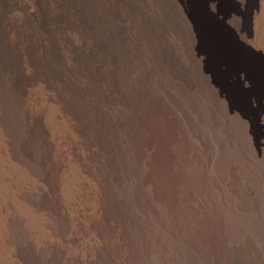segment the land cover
<instances>
[{
    "label": "bare ground",
    "instance_id": "1",
    "mask_svg": "<svg viewBox=\"0 0 264 264\" xmlns=\"http://www.w3.org/2000/svg\"><path fill=\"white\" fill-rule=\"evenodd\" d=\"M192 1L0 0V264H158L156 245L210 264L254 238ZM256 3L254 34L222 13L253 43ZM198 188L214 221L196 251L169 221Z\"/></svg>",
    "mask_w": 264,
    "mask_h": 264
},
{
    "label": "rangeland",
    "instance_id": "2",
    "mask_svg": "<svg viewBox=\"0 0 264 264\" xmlns=\"http://www.w3.org/2000/svg\"><path fill=\"white\" fill-rule=\"evenodd\" d=\"M254 1L259 7L260 0H220L218 11L208 6L202 10L200 0L191 2L198 26L205 33L202 44V54L206 58L205 67L208 75L215 81V89L221 91L218 110L227 119V125L216 130L217 137L224 141L225 130L229 128L233 136L230 157L233 156L234 162L242 164L241 168L245 172L246 178L240 183L237 196L239 210L244 217H248L251 224H259V229H252L254 238L250 242L235 247L230 258L223 262L212 256L210 264H264V223L261 221L262 217L264 219V187H261L264 185V177L259 190L252 184L254 174L258 175L255 172L259 169L264 171V37L254 39V43L253 38L243 40L236 25L229 23L222 15L236 12L237 17L242 19L249 14L251 31L254 34ZM251 11L253 13H249ZM2 188L3 184L0 182V191ZM204 199L205 195L198 188L192 203L195 215H184L185 220L182 223L169 221L171 227L179 230L180 238L196 251L197 240L202 234L197 220L206 228L214 221ZM2 213L5 216L7 211H2L1 216ZM32 237L36 244L42 243L36 234ZM154 255L155 263L158 264H177L178 261L177 256L167 252L164 245H156Z\"/></svg>",
    "mask_w": 264,
    "mask_h": 264
}]
</instances>
